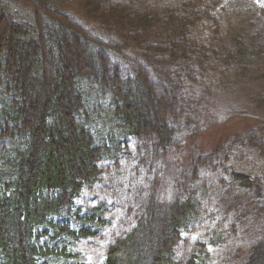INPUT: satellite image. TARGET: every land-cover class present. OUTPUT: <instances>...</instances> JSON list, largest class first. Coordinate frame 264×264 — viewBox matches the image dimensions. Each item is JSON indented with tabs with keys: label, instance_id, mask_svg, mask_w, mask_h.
I'll return each instance as SVG.
<instances>
[{
	"label": "trees",
	"instance_id": "trees-1",
	"mask_svg": "<svg viewBox=\"0 0 264 264\" xmlns=\"http://www.w3.org/2000/svg\"><path fill=\"white\" fill-rule=\"evenodd\" d=\"M75 1L110 39L90 34L61 10L60 0H0V138L7 131L21 140L4 156L15 177L0 190V264L72 258L39 248L35 233L52 214L70 212L83 188L98 181L97 163L108 149L96 145L91 132L96 111L111 116L124 139H135L140 164L158 157L168 181L151 178L130 194L120 233L111 237L101 264H173L181 231L197 210L190 183L201 166L214 169L227 156L220 147L188 154L186 143L173 142L169 121L191 112L190 84L217 68L215 57L264 72V12L252 27L228 32L220 39L224 50L213 52L194 34L211 14L197 0L164 9L139 0ZM249 123L226 151L246 143L264 154V119ZM201 131L192 132L191 145L198 147ZM224 188L227 213L243 207L264 216V202ZM49 226L53 238L94 236L89 229ZM258 238L243 248L238 264H264V232Z\"/></svg>",
	"mask_w": 264,
	"mask_h": 264
},
{
	"label": "rangeland",
	"instance_id": "rangeland-1",
	"mask_svg": "<svg viewBox=\"0 0 264 264\" xmlns=\"http://www.w3.org/2000/svg\"><path fill=\"white\" fill-rule=\"evenodd\" d=\"M105 1L114 5L131 0ZM139 1L164 9L189 0ZM195 3L211 8L210 18L201 19L194 34L200 45L213 52L224 50L220 39L228 32L237 33L252 27L264 12V0H197ZM60 6L93 36L111 38L94 18L86 16L75 0H60ZM221 58L215 57L217 68L213 72L197 77L190 84L191 112L169 121L173 142L178 147L186 143L188 154L206 155L220 147L219 151H225L227 156L214 169L201 166L190 183L197 210L187 228L181 231V239L174 247L173 264H238L245 258L243 248L260 239L264 232V216L245 212L243 207L227 213L222 199L224 185H227L247 200L264 202V154L246 143H236L226 151L233 135L247 130L252 120L264 119V72L263 68L242 66ZM108 105L107 102L105 109ZM4 106L8 107V103L4 102ZM96 114L91 132L96 145L104 142L108 149V154L97 163L101 170L98 181L83 188L70 212L52 214L35 233L38 238L34 242L39 248L72 258H44L37 264H101L111 237L120 233L130 196L151 178L167 181L161 173L164 164L158 157L154 162L140 164L135 139L120 136L112 117H107L105 111H96ZM196 128L202 130L198 147L190 144V135ZM20 144L21 140L11 138L7 131L0 138V190L15 177L14 171L4 165V156ZM44 195L49 193L44 192ZM88 220H92L91 223ZM49 223L68 226L76 232L89 229L94 236L78 241L53 238Z\"/></svg>",
	"mask_w": 264,
	"mask_h": 264
}]
</instances>
